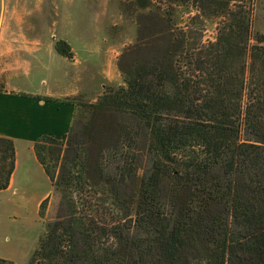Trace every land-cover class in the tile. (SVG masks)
<instances>
[{"label": "trees", "instance_id": "obj_1", "mask_svg": "<svg viewBox=\"0 0 264 264\" xmlns=\"http://www.w3.org/2000/svg\"><path fill=\"white\" fill-rule=\"evenodd\" d=\"M243 1L134 0L145 12L136 16V45L119 61L125 86L106 88L94 103L35 97L75 112L67 134L34 143L70 212L39 237L27 264H264V37L250 44ZM178 7L197 12L190 21L220 18L216 41L188 45ZM55 51L72 57L62 41ZM138 142L149 168L136 187ZM14 166L13 141L0 136V190ZM76 182L79 192L103 188L114 202L115 220L97 247L92 223L75 217L79 201L67 194Z\"/></svg>", "mask_w": 264, "mask_h": 264}, {"label": "rangeland", "instance_id": "obj_2", "mask_svg": "<svg viewBox=\"0 0 264 264\" xmlns=\"http://www.w3.org/2000/svg\"><path fill=\"white\" fill-rule=\"evenodd\" d=\"M133 1L0 0V90L46 91L52 99L81 97L85 101L96 102L106 88L125 86L119 61L122 54L136 45V16L145 12ZM243 3L251 9L250 44L254 45L255 38L264 37V0H244ZM196 13L191 8L178 7L173 13L174 20L179 28L190 27L188 45L199 42L201 46L208 47L216 41L220 18L190 21ZM57 41L68 45L71 58L57 54ZM177 60L183 67L182 58ZM40 82H45V86ZM133 155L138 187L149 168V159L139 142L133 148ZM111 164L110 160L106 169L112 171ZM73 185L74 188L67 194L74 202L79 201L75 217H86L92 223L91 238L97 247L100 242L106 241L108 224L115 220L114 202L103 188L99 193L90 187L79 192L77 182ZM23 186L18 174L15 187L20 196L22 192L26 193V199L32 198V189L37 195L48 188V184L39 181L37 174L33 175L28 189L23 190ZM53 190L52 198L41 207L39 218L34 214L31 203L29 209L10 211V194L0 195V258L10 255L18 258L31 251L37 247L41 235L45 237L49 231H54L57 224L65 222L69 206L62 193L56 188ZM232 230L242 232L240 227L233 225ZM62 238L61 247H67L68 238Z\"/></svg>", "mask_w": 264, "mask_h": 264}, {"label": "crops", "instance_id": "obj_3", "mask_svg": "<svg viewBox=\"0 0 264 264\" xmlns=\"http://www.w3.org/2000/svg\"><path fill=\"white\" fill-rule=\"evenodd\" d=\"M1 18L0 16V22ZM40 85L45 86V82H40ZM41 92L0 90V136L12 139L15 150L14 170L8 187L5 190H0V195L10 194V211L13 209H29L31 207L29 204L31 203L35 211L34 214L38 218L41 205L52 198L54 190L51 181L35 156L34 143L45 134L55 138H60L67 134L72 125L75 112L73 106L36 99L35 97H52L49 92ZM72 96L74 97L75 95ZM91 102H94V100ZM18 174L24 185L23 190L28 189V184L33 182L34 174L38 175L41 183L48 184V188L37 195L32 189V198L26 199L24 197L26 193L22 192L23 194L20 196L18 189L15 187ZM40 225H42L41 222ZM34 249L29 252L26 251L25 254H21L18 258L10 255L0 258V260L12 264H27Z\"/></svg>", "mask_w": 264, "mask_h": 264}]
</instances>
